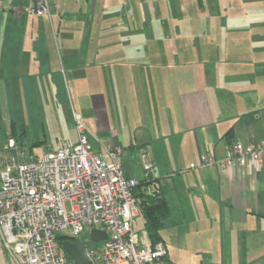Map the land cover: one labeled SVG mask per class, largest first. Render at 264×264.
I'll return each instance as SVG.
<instances>
[{
    "label": "crops",
    "instance_id": "crops-1",
    "mask_svg": "<svg viewBox=\"0 0 264 264\" xmlns=\"http://www.w3.org/2000/svg\"><path fill=\"white\" fill-rule=\"evenodd\" d=\"M29 1L0 0V94L71 78L93 95L126 175L143 179L125 135L102 121L110 103L121 122L132 115L131 147L150 155L169 205L171 197L179 219L205 237L194 253L207 264H264V159L227 168L200 158L220 161L237 142L264 140V0H49L41 16ZM168 261L198 263L192 253L171 259L169 249Z\"/></svg>",
    "mask_w": 264,
    "mask_h": 264
},
{
    "label": "built area",
    "instance_id": "built-area-1",
    "mask_svg": "<svg viewBox=\"0 0 264 264\" xmlns=\"http://www.w3.org/2000/svg\"><path fill=\"white\" fill-rule=\"evenodd\" d=\"M26 10L50 14L49 0H30ZM75 121L78 142L58 141L42 157L13 136L0 150V248L5 264H74L59 236L84 243L93 264H174L168 261L164 241L154 242L145 230H134L139 208L133 190L139 179L126 175L118 147L94 134L79 114ZM200 158L202 164L227 168L260 166L264 140L237 142L220 161L207 153ZM142 161L147 175L153 174L155 163L145 151ZM94 228L108 234L96 241L100 245L80 239Z\"/></svg>",
    "mask_w": 264,
    "mask_h": 264
},
{
    "label": "rangeland",
    "instance_id": "rangeland-1",
    "mask_svg": "<svg viewBox=\"0 0 264 264\" xmlns=\"http://www.w3.org/2000/svg\"><path fill=\"white\" fill-rule=\"evenodd\" d=\"M52 38L55 40V36ZM35 80L33 79V82ZM63 80V86L58 84L50 87L47 91L43 87L42 82L40 81L39 83L38 81V87H34L26 93L17 89V93H14L12 97L8 94L7 99L4 93L0 94V149L7 144V132L12 130V121L7 117V103L10 104V107L14 111H11L10 114L17 116V126L19 129L22 126L26 129V144L32 145L33 151L40 157L50 148L56 147L58 141L67 140L71 143L78 142L76 121L75 117L73 119L70 118L69 113L71 111H76L85 125L94 134L102 137L103 134L100 132L98 125V116L94 110L93 95H89L80 87H75L71 78L64 76ZM134 104L133 101L130 103L129 111L131 114H134L136 111ZM2 107L4 110H2ZM69 110L71 111L69 112ZM16 111L17 115H15ZM89 113H91L90 118L88 117ZM110 113V119L108 117L106 120L102 118V121L106 123V127L111 130L118 129L121 134L123 133L125 135L127 154L131 155L130 158L132 163H134L137 174L141 178H144L147 175V171L144 169L140 148L135 146V149H133L131 147V142L135 143L137 139L135 129L130 128V124L134 122V117L130 115V123L125 119L121 122L120 118L118 120L115 117L117 113L112 110V103H110ZM109 120L113 122L112 127ZM107 122L109 125H107ZM111 130L110 132H112ZM89 139L93 148L98 150L100 146L93 135L90 134ZM38 140L42 142L38 143ZM191 168L193 167L191 166ZM169 200L171 201L170 206L173 211V218L177 221V223L173 224L169 219L166 227L162 230V237L168 246L170 258L177 260L181 256L186 257L192 253V256L197 257V264H207L205 261L206 253H194L196 248L205 241L204 235L202 233L195 234V227H191L189 222L183 221L182 217L179 219L177 203L171 197ZM134 230L136 232H142L144 230V217L140 210L134 220ZM80 239L87 244H101L91 239L89 229H87L85 234L80 236Z\"/></svg>",
    "mask_w": 264,
    "mask_h": 264
},
{
    "label": "trees",
    "instance_id": "trees-1",
    "mask_svg": "<svg viewBox=\"0 0 264 264\" xmlns=\"http://www.w3.org/2000/svg\"><path fill=\"white\" fill-rule=\"evenodd\" d=\"M17 123V119H12V136L17 139L21 147H27L28 150L32 151L33 146L26 144L25 127L22 126L19 129ZM229 133L230 131L227 135ZM37 142L39 143L40 141ZM133 191L138 201V208L144 217V230L154 242L164 241L162 230L166 227L171 217V207L164 195L161 177L155 176L154 173L148 174L143 179H139V183ZM65 238L67 237L59 236L61 244Z\"/></svg>",
    "mask_w": 264,
    "mask_h": 264
},
{
    "label": "water",
    "instance_id": "water-1",
    "mask_svg": "<svg viewBox=\"0 0 264 264\" xmlns=\"http://www.w3.org/2000/svg\"><path fill=\"white\" fill-rule=\"evenodd\" d=\"M91 238L95 241L106 239L108 234L100 229H92L90 231ZM62 248L66 251L74 264H93L92 259L87 253L86 246L80 240L65 238L62 241Z\"/></svg>",
    "mask_w": 264,
    "mask_h": 264
}]
</instances>
